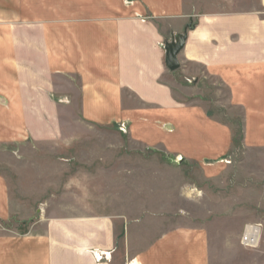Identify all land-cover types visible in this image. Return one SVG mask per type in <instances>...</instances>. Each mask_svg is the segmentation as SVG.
<instances>
[{
    "label": "crops",
    "instance_id": "crops-1",
    "mask_svg": "<svg viewBox=\"0 0 264 264\" xmlns=\"http://www.w3.org/2000/svg\"><path fill=\"white\" fill-rule=\"evenodd\" d=\"M259 3L251 12H230L193 11L186 0H0V143L22 138L25 126L37 142L72 144L54 132L60 107L77 110L79 123L116 129L179 165L199 164L214 180L227 168L233 126L214 116L202 93L188 90L200 87L201 76L216 80L226 89V106L242 112L243 147H264ZM189 24L180 67L171 71L164 46ZM187 76L197 79L190 88ZM26 110L36 118L51 112L46 129L36 134ZM84 187L77 183V191ZM62 191L61 203L72 198L76 204L68 207L76 212L52 210L58 200L52 194L28 210L13 204L0 170V224L13 225L0 229V264H210L209 228L202 223L166 228V217H135L131 199L118 204L117 195H110L111 211H90L98 199L92 206L90 196Z\"/></svg>",
    "mask_w": 264,
    "mask_h": 264
},
{
    "label": "rangeland",
    "instance_id": "rangeland-1",
    "mask_svg": "<svg viewBox=\"0 0 264 264\" xmlns=\"http://www.w3.org/2000/svg\"><path fill=\"white\" fill-rule=\"evenodd\" d=\"M186 2L193 11L251 12L261 8L260 0ZM187 77L183 83L190 88L200 75ZM201 77L200 87L188 92L202 93L199 97L214 116L231 124L235 134L231 155L225 161L227 168L214 180L205 178L199 164L186 162L179 165L175 159L158 154L161 153L158 150L127 142L126 135L116 129L79 123L77 110L59 107L53 113L55 135L69 136L74 139L72 144L67 146L61 140L37 142L25 126L26 133L22 138L0 143V170L9 180L13 204L21 202L28 210L40 208L45 196L52 194L58 199L52 210L76 212V208L68 207L76 204L72 198L63 203L60 201L62 190H67L65 192L70 196H90L92 206L94 197L98 199V205H106L86 207V210L111 211V196L117 195L118 204L128 197L135 217L146 213L157 218L164 216L166 228L190 222L206 225L209 228L210 264L264 262V147H243L242 112L226 106L227 92L220 83ZM53 101L56 104L63 102L57 93ZM26 111L32 115L29 124L33 125L36 134L45 130V122L52 119L51 112L36 118L35 113ZM22 121L25 122V118ZM68 168L81 170L84 174L64 175ZM77 183L85 184V193L77 191ZM62 186L70 187L63 189ZM117 209L125 210L120 206ZM37 216L29 219L34 221ZM187 217L192 219H183ZM9 226L13 225L1 223L0 229L10 230ZM250 227H257L258 231L257 245L253 248L242 244Z\"/></svg>",
    "mask_w": 264,
    "mask_h": 264
},
{
    "label": "water",
    "instance_id": "water-1",
    "mask_svg": "<svg viewBox=\"0 0 264 264\" xmlns=\"http://www.w3.org/2000/svg\"><path fill=\"white\" fill-rule=\"evenodd\" d=\"M191 27L192 25L189 24L183 32L172 37V40L168 41L164 46L166 52V65L171 71H175L180 67L178 56L186 45L188 32Z\"/></svg>",
    "mask_w": 264,
    "mask_h": 264
},
{
    "label": "built area",
    "instance_id": "built-area-1",
    "mask_svg": "<svg viewBox=\"0 0 264 264\" xmlns=\"http://www.w3.org/2000/svg\"><path fill=\"white\" fill-rule=\"evenodd\" d=\"M258 233L257 227H250L244 234L242 244L246 247L253 248L257 245Z\"/></svg>",
    "mask_w": 264,
    "mask_h": 264
},
{
    "label": "bare ground",
    "instance_id": "bare-ground-1",
    "mask_svg": "<svg viewBox=\"0 0 264 264\" xmlns=\"http://www.w3.org/2000/svg\"><path fill=\"white\" fill-rule=\"evenodd\" d=\"M178 59H179V57H178ZM259 229V228H258ZM258 232V231H257Z\"/></svg>",
    "mask_w": 264,
    "mask_h": 264
}]
</instances>
